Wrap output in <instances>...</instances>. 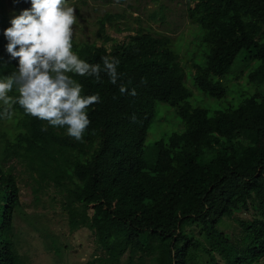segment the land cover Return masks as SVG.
<instances>
[{"label":"trees","instance_id":"trees-1","mask_svg":"<svg viewBox=\"0 0 264 264\" xmlns=\"http://www.w3.org/2000/svg\"><path fill=\"white\" fill-rule=\"evenodd\" d=\"M6 1L0 0V79L19 68L18 58L7 52L4 30L32 6L31 0H9L6 11ZM142 1L128 5L138 12ZM182 1L194 25L183 57L181 37L188 32L176 43L170 33L143 24L140 12L137 25L125 20L121 26L126 11L106 10L95 20L100 42L73 39L81 59L103 66L101 58L110 56L119 60L122 74L116 85L104 73L100 82L73 77L84 95L101 98L88 109L91 124L82 141L25 114L18 104L9 117L0 116V264H19L20 257L12 239L21 207L14 160L39 187L51 184L60 191L70 229L93 231L102 264H118L125 253L128 264L262 263L264 0ZM66 3L82 20L96 8L90 0ZM167 9L162 2L148 17L163 20ZM109 26L132 31L120 39ZM243 49L253 62L239 90L223 77ZM189 78L211 97L233 99L214 109L193 103ZM120 84L137 94H121ZM159 102L175 108L180 125L155 139L147 154Z\"/></svg>","mask_w":264,"mask_h":264},{"label":"rangeland","instance_id":"rangeland-1","mask_svg":"<svg viewBox=\"0 0 264 264\" xmlns=\"http://www.w3.org/2000/svg\"><path fill=\"white\" fill-rule=\"evenodd\" d=\"M7 1L1 8L6 11L10 7ZM112 2L108 4L103 0H90V4L97 9L95 8L93 12L90 10L89 14L84 13L86 17L84 20L77 18L73 39L92 40L96 38L100 42L95 34L97 29L95 20L97 15H102L106 10L111 12L126 11L125 17L119 18L122 21L121 26L124 25L125 20L137 25L134 16L140 12L143 24L150 23L153 29L170 33L176 43L184 38L182 39L181 56H185L187 48L183 42L187 41L185 38L189 37L194 25L188 19L183 1L179 3L178 0H146L141 2L138 12L128 5V2L132 3L134 0L122 2L112 0ZM162 2L170 8L165 12V19H150L148 16L157 11ZM159 15L160 13H158V17ZM108 31L112 36L122 39L132 30L118 32L116 28L109 26ZM183 32L188 33L180 38ZM252 62L249 52L245 49L241 50L231 66V73L223 77L224 82L229 87L241 90L247 85L246 73ZM188 80L187 84L192 89L191 100L193 103L214 109L224 107L229 100L233 99L231 94L224 98L211 97L196 88L190 78ZM5 124H9V121H6ZM179 125V117L175 108L165 102H159L158 112L146 139V153H150L151 143L155 139ZM12 164H14L13 172L20 188L21 201L20 210L15 212L12 223V239L20 254L19 264H102L98 259L103 256V251L98 246L93 231L88 227H81L77 230L70 229L68 213L63 208L64 197L60 191L51 184L39 187L24 164L17 160H14ZM118 264H128V253L121 257ZM261 264H264V260Z\"/></svg>","mask_w":264,"mask_h":264},{"label":"clouds","instance_id":"clouds-1","mask_svg":"<svg viewBox=\"0 0 264 264\" xmlns=\"http://www.w3.org/2000/svg\"><path fill=\"white\" fill-rule=\"evenodd\" d=\"M31 5L4 30L7 52L18 58L19 68L0 79V116L9 117L18 104L25 114L51 127L65 128L70 138L82 141L91 124L88 109L101 98L98 93L84 95L83 85L73 77H94L100 82L104 73L116 85L122 75L117 70L119 60L104 56L103 66L90 64L73 51L77 17L66 0H31ZM14 90L18 95H9ZM119 91L137 94L134 88L129 93L123 84ZM131 119L135 121L134 114Z\"/></svg>","mask_w":264,"mask_h":264}]
</instances>
